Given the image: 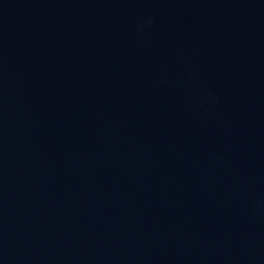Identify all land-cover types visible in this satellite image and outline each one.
Segmentation results:
<instances>
[{"label": "water", "instance_id": "95a60500", "mask_svg": "<svg viewBox=\"0 0 264 264\" xmlns=\"http://www.w3.org/2000/svg\"><path fill=\"white\" fill-rule=\"evenodd\" d=\"M0 264H264V0H0Z\"/></svg>", "mask_w": 264, "mask_h": 264}]
</instances>
